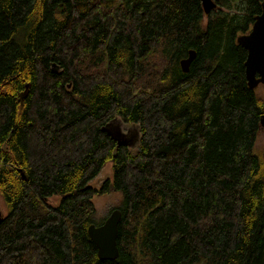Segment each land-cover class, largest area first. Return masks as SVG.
I'll return each instance as SVG.
<instances>
[{"label": "trees", "instance_id": "1", "mask_svg": "<svg viewBox=\"0 0 264 264\" xmlns=\"http://www.w3.org/2000/svg\"><path fill=\"white\" fill-rule=\"evenodd\" d=\"M243 1L202 27L200 0H0V264H264V95L236 41L261 5ZM115 115L136 146L101 129ZM111 189L119 253L100 259L91 197Z\"/></svg>", "mask_w": 264, "mask_h": 264}, {"label": "water", "instance_id": "2", "mask_svg": "<svg viewBox=\"0 0 264 264\" xmlns=\"http://www.w3.org/2000/svg\"><path fill=\"white\" fill-rule=\"evenodd\" d=\"M204 13H209L217 7L215 0H200ZM261 10L254 16L250 29L247 32H240L236 35V41L246 49L244 60V74L247 85L256 88L258 84L264 86V0H260ZM196 52L190 48L187 56L179 60L183 71H188L190 63L194 59ZM58 67V69L56 68ZM51 68L58 71L59 64L52 62ZM28 86V83L26 84ZM123 119L115 115L104 124V130L117 145L133 146L139 142V128L128 127L123 129ZM131 123L130 125H132ZM138 126V124H133ZM264 126V113L260 116V128ZM139 127V126H138ZM21 174L24 176L23 171ZM4 212L0 207V223L4 218ZM122 211L119 207L113 208L101 223L91 222L87 226V233L96 246L97 257L100 259H114L119 253L117 244L118 226Z\"/></svg>", "mask_w": 264, "mask_h": 264}, {"label": "rangeland", "instance_id": "3", "mask_svg": "<svg viewBox=\"0 0 264 264\" xmlns=\"http://www.w3.org/2000/svg\"><path fill=\"white\" fill-rule=\"evenodd\" d=\"M215 1L217 3V7L213 8L209 13H204V16L200 19V24L202 27H205L208 20L212 18L214 15L216 16L222 14L219 11L228 12L229 14L236 13V15H238L239 13L243 14V12H245V3L243 0H226L230 4L229 6L221 3L219 0H215ZM153 49L155 50L154 53L151 55V57H149L152 58V60L151 62L148 60L147 69L151 71L152 67H154L151 76L152 78H156L158 75L157 72L158 66H160L161 64V59L159 58L160 56L157 55L158 53L157 46H154ZM56 68L58 69V67ZM159 75H160V70H159ZM68 85L70 86L71 84L68 83ZM255 90L257 91L259 96L264 95V86L261 83L258 84ZM130 124L131 123L123 121V129L126 130L128 127H132L134 129L139 128L138 126H135L133 124L130 125ZM136 145L137 143H135V145L133 146ZM255 150L259 154L264 153V126L261 127L258 132L255 141ZM112 175H113L112 162L108 160L104 163V165L101 167L100 171L96 174V176L90 179L89 184L98 188L107 178H112ZM59 199H60L59 194H52L46 198L47 202L52 205L57 204L59 202ZM91 199L95 206V213L93 214V218H94L93 222L101 223L113 208H116L121 204L122 193L118 190L111 189L110 191L103 193H94ZM0 207L5 213V206L1 196H0Z\"/></svg>", "mask_w": 264, "mask_h": 264}]
</instances>
